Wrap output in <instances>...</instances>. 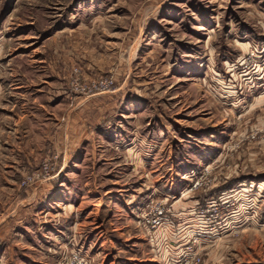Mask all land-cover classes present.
Returning a JSON list of instances; mask_svg holds the SVG:
<instances>
[{
	"label": "rangeland",
	"instance_id": "374dc122",
	"mask_svg": "<svg viewBox=\"0 0 264 264\" xmlns=\"http://www.w3.org/2000/svg\"><path fill=\"white\" fill-rule=\"evenodd\" d=\"M0 264H264V0H0Z\"/></svg>",
	"mask_w": 264,
	"mask_h": 264
},
{
	"label": "crops",
	"instance_id": "0c3cea01",
	"mask_svg": "<svg viewBox=\"0 0 264 264\" xmlns=\"http://www.w3.org/2000/svg\"><path fill=\"white\" fill-rule=\"evenodd\" d=\"M66 138H67V136H66ZM66 144H67V139H66V142H65ZM66 147V146H65ZM67 148V147H66ZM36 191H37V188H35V190H33L32 191V195H34V193H36Z\"/></svg>",
	"mask_w": 264,
	"mask_h": 264
}]
</instances>
